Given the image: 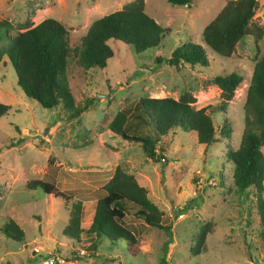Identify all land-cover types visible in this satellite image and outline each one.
Masks as SVG:
<instances>
[{
  "label": "rangeland",
  "instance_id": "obj_1",
  "mask_svg": "<svg viewBox=\"0 0 264 264\" xmlns=\"http://www.w3.org/2000/svg\"><path fill=\"white\" fill-rule=\"evenodd\" d=\"M128 1L0 0V21L13 26L28 18L36 24L51 17L64 26L67 46L72 48L92 20ZM228 1L192 0L178 7L166 0H144L145 13L169 29L157 47L135 53L117 42L111 44L113 56L105 67L86 70L70 53L65 79L73 104L83 106L92 100L73 118L61 104L43 108L23 94L1 51L4 40H0V103L9 106L0 117V226L9 219L23 233L22 241H17L0 230V264H42L50 255L58 259L52 264H264L254 201L249 191L240 192L232 185L230 166L224 160L227 146L233 149L238 145L245 90L253 63L264 51V0H256L251 33L236 42L228 57L204 47L205 68L174 67L166 61L179 42L202 45L203 27ZM5 31L10 36L15 33ZM231 70L240 73L242 80L226 108L229 138L217 136L204 145L196 142L192 132L172 130L156 143L158 151L161 144L162 158L152 161L138 143L121 139L107 127L118 109L132 110L140 97L176 99L186 92L195 98L194 108L214 105L219 90L207 78ZM218 117L211 115L216 130L222 120ZM135 123L127 121V133L144 131ZM260 150L264 154V145ZM118 164L126 166L144 187L162 212L168 232L144 226L137 235L135 256L125 251L122 240L111 246L101 239L94 245L95 256L86 257L79 252L80 242L62 236L68 216L63 200L26 184L40 179L49 167L55 173L56 190L81 199L80 225L86 228L93 213L91 191L101 186ZM130 210L124 222L137 227L142 221ZM203 226L207 233L200 252L194 255L191 249Z\"/></svg>",
  "mask_w": 264,
  "mask_h": 264
},
{
  "label": "trees",
  "instance_id": "obj_2",
  "mask_svg": "<svg viewBox=\"0 0 264 264\" xmlns=\"http://www.w3.org/2000/svg\"><path fill=\"white\" fill-rule=\"evenodd\" d=\"M172 6H187L192 0H166ZM257 6L256 0H229L217 14L203 27V44L191 41L179 42L170 52L167 63L177 67L208 66L205 48L220 57H228L238 40L250 34L251 18ZM6 29L15 33L10 36ZM167 27L159 24L144 11V0H130L119 9L102 15L87 26L79 44L69 48L66 29L57 20L46 17L36 24L28 18L20 24L10 25L0 21V40H4L2 53L10 63L15 82L26 97L33 98L41 107L52 108L62 105L69 118L77 117L92 100L83 106L73 104L68 91L65 71L70 53L82 69L103 68L112 58L111 44L120 42L130 46L135 53L157 47ZM218 90V101L214 105L194 108L195 98L190 93H182L178 98L140 97L132 110L120 108L108 123V129L126 141L140 145L142 153L152 161L162 158L161 138L172 130L192 132L199 144L213 143L217 136L229 138L231 128L226 115L228 102L242 80L240 73L221 71L207 78ZM207 108L210 111H207ZM9 109L0 103V117ZM218 115L220 128L216 130L211 115ZM144 128L139 134L127 133V121ZM243 128L236 148L227 146L224 160L230 166L231 183L240 192L249 191L255 204L264 245V51L253 63L249 82L245 90L243 104ZM50 163V162H49ZM40 179L30 180L26 187L40 188L43 193L61 198L67 207V219L61 233L66 239L81 243L83 255L95 256V244L106 240L114 246L119 240L124 242L125 251L130 256L138 253L137 235L144 226H153L168 232L162 223V212L148 198L143 186L139 185L126 166L116 165L111 176L94 191L93 213L86 228L80 225L82 201L73 193H65L55 188V173L48 167ZM134 215L142 223L137 227L124 222L127 213ZM0 230L11 239L22 241V231L12 220H5ZM207 230L203 226L197 234L192 254L200 252Z\"/></svg>",
  "mask_w": 264,
  "mask_h": 264
},
{
  "label": "built area",
  "instance_id": "obj_3",
  "mask_svg": "<svg viewBox=\"0 0 264 264\" xmlns=\"http://www.w3.org/2000/svg\"><path fill=\"white\" fill-rule=\"evenodd\" d=\"M80 253H83L82 250H79ZM45 256V255H44ZM58 259L56 256L50 255L46 256L41 260L42 264H52L53 262H56Z\"/></svg>",
  "mask_w": 264,
  "mask_h": 264
}]
</instances>
